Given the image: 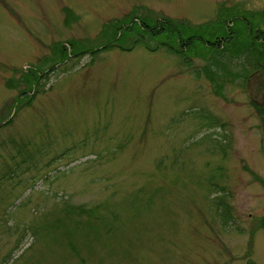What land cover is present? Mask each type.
I'll list each match as a JSON object with an SVG mask.
<instances>
[{"label": "rangeland", "instance_id": "1", "mask_svg": "<svg viewBox=\"0 0 264 264\" xmlns=\"http://www.w3.org/2000/svg\"><path fill=\"white\" fill-rule=\"evenodd\" d=\"M232 9L264 0H0V264H264L254 58L137 25L71 55Z\"/></svg>", "mask_w": 264, "mask_h": 264}, {"label": "trees", "instance_id": "2", "mask_svg": "<svg viewBox=\"0 0 264 264\" xmlns=\"http://www.w3.org/2000/svg\"><path fill=\"white\" fill-rule=\"evenodd\" d=\"M237 11V10H235ZM234 10L229 11L224 14L221 13L219 15V19L208 26H204L197 31L190 29L189 26L183 23L181 24L182 28H175L177 26H173L172 22L168 21H157L156 23H149L144 21L140 24L134 23L135 25H122L118 24V29L116 30V35L113 38H109L108 33L105 34L104 38L105 42L91 48L92 50L87 52L88 50L83 49L79 43H72L71 47V55H82L83 53H91V55L96 57L98 52L107 51L113 48H122L124 50H128L130 48H126L123 46V42L121 38L123 36L130 35L137 25V29H143L153 37H161L164 34H167L168 39H173L175 41L180 40L184 46L190 40L189 45L196 40H203L204 43H207L208 46H211V49L216 52H227L232 56L246 55L251 59L254 58L253 63L256 69H262V73H264V27L262 26V21H264V13H244L241 14L239 11L235 12ZM177 24V25H179ZM207 27V28H206ZM133 30V31H132ZM172 44H169L168 47L174 52L180 53L178 48L172 47ZM60 57L64 60L70 59L71 55L69 54V50L67 47L62 45L60 47ZM31 70L29 71L25 79L31 81V87L38 85L39 81L44 77L45 70L38 71ZM53 72V71H52ZM249 79V77H248ZM211 119V121H216ZM219 212L221 216L229 217L230 215V205L223 199L221 201L216 202ZM264 225V220H262ZM252 264H255L253 262Z\"/></svg>", "mask_w": 264, "mask_h": 264}]
</instances>
